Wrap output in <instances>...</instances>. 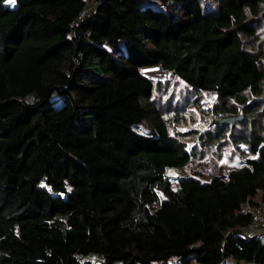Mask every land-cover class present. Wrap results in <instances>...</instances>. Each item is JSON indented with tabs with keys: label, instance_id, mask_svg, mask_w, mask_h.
<instances>
[{
	"label": "trees",
	"instance_id": "obj_1",
	"mask_svg": "<svg viewBox=\"0 0 264 264\" xmlns=\"http://www.w3.org/2000/svg\"><path fill=\"white\" fill-rule=\"evenodd\" d=\"M95 1L0 0V264H264L238 230L264 199V0ZM202 93L243 113L230 141L173 126ZM219 142L237 167L173 186Z\"/></svg>",
	"mask_w": 264,
	"mask_h": 264
},
{
	"label": "rangeland",
	"instance_id": "obj_2",
	"mask_svg": "<svg viewBox=\"0 0 264 264\" xmlns=\"http://www.w3.org/2000/svg\"><path fill=\"white\" fill-rule=\"evenodd\" d=\"M90 1L91 0H88L87 3L92 4ZM152 4L154 7L161 6L159 1H153ZM168 78L169 80H171L170 73H169ZM179 85L181 84L178 81H176L174 85L173 84L171 85L170 89L175 88V91H176L179 88ZM193 96L194 95L192 94V97ZM175 97H177L178 100L181 101L180 98H183V90H181L180 92L178 91ZM215 100H216V97L213 95H209L205 93L199 94L197 97V101L195 100V102L200 103L199 106L192 107L191 109L184 108L182 109V111H178V113L181 112L179 115H181L183 120L174 123L173 126H175V128H178L180 130H188L190 128H193V129L195 128L198 132L199 130H201V127L203 125H206V124L210 125V124L216 123L214 122V120L219 119V118H214L212 115V111L210 112V108H209L215 102ZM190 106H193V105H190ZM170 114H171L170 112H166V115H170ZM239 114L242 115V118L235 122H239L243 119V113L239 112ZM234 115H237V114H234ZM169 121L171 122L172 119H169ZM235 122L233 125L230 124V126H228L230 132L227 138L229 141L230 139H232L233 136H235L234 134H232V132L234 131L233 127L235 125ZM236 130H239V129H236ZM186 134H187L188 140H193L197 136L192 131H187ZM214 146H216L214 147L216 148V150L210 149L209 151L206 152V154L200 157L193 156L186 163L183 169L181 170L174 169V168L168 169V172L171 175L173 186H177V181H178V177L180 173L186 174V175H195L199 178L207 179L210 176L216 175V174L226 175L230 169L238 166V155L235 149L236 146L233 142H229V143L219 142L218 146L217 145H214ZM261 199H262V191H258L254 196V200L258 202Z\"/></svg>",
	"mask_w": 264,
	"mask_h": 264
},
{
	"label": "built area",
	"instance_id": "obj_3",
	"mask_svg": "<svg viewBox=\"0 0 264 264\" xmlns=\"http://www.w3.org/2000/svg\"><path fill=\"white\" fill-rule=\"evenodd\" d=\"M86 2L88 0H85ZM94 5L96 1H90ZM86 9L81 10L79 13V18H82L85 13ZM140 72L146 76L147 78L154 80V81H164L169 77V69L161 64H151V65H144L140 68ZM242 205V209L245 211L250 212V219L249 221L243 225L238 227V230L241 234L245 236H264V199L258 201V203H244ZM79 259H83V255L81 253L75 254ZM113 264H121L119 262H115ZM169 264H184L181 263L179 259L171 261ZM189 264H199L197 262H191ZM222 264H242L238 263L233 259L224 258Z\"/></svg>",
	"mask_w": 264,
	"mask_h": 264
},
{
	"label": "water",
	"instance_id": "obj_4",
	"mask_svg": "<svg viewBox=\"0 0 264 264\" xmlns=\"http://www.w3.org/2000/svg\"><path fill=\"white\" fill-rule=\"evenodd\" d=\"M241 118H242L241 114L227 115V116H222L219 119L214 120V122H216V123L230 122L233 125L235 121H237V120H239Z\"/></svg>",
	"mask_w": 264,
	"mask_h": 264
},
{
	"label": "snow or ice",
	"instance_id": "obj_5",
	"mask_svg": "<svg viewBox=\"0 0 264 264\" xmlns=\"http://www.w3.org/2000/svg\"><path fill=\"white\" fill-rule=\"evenodd\" d=\"M9 3H14V0H9Z\"/></svg>",
	"mask_w": 264,
	"mask_h": 264
}]
</instances>
